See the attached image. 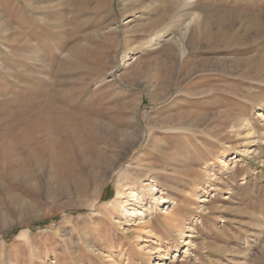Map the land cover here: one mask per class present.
<instances>
[{"label":"rangeland","instance_id":"rangeland-1","mask_svg":"<svg viewBox=\"0 0 264 264\" xmlns=\"http://www.w3.org/2000/svg\"><path fill=\"white\" fill-rule=\"evenodd\" d=\"M0 264H264V0H0Z\"/></svg>","mask_w":264,"mask_h":264},{"label":"bare ground","instance_id":"bare-ground-1","mask_svg":"<svg viewBox=\"0 0 264 264\" xmlns=\"http://www.w3.org/2000/svg\"><path fill=\"white\" fill-rule=\"evenodd\" d=\"M195 19L197 20V18H195V17H193L187 24H186V27H188L192 22H194L195 21ZM224 20V19H223ZM219 21V20H218ZM222 23V22H221ZM224 23V22H223ZM227 23V22H226ZM231 23V22H230ZM232 25V24H231ZM232 28V27H231ZM52 116V115H51ZM47 117H48V115H47ZM46 117V118H47ZM53 117H55V116H52V118ZM45 118V119H46ZM56 118V117H55ZM54 119V118H53ZM52 119V120H53ZM47 120V119H46ZM57 120V119H56ZM48 121V120H47ZM91 122V121H90ZM49 123V122H48ZM47 124V123H46ZM91 124V126H92V124L93 123H90ZM58 125V124H57ZM49 126H50V124H49ZM63 157V156H62ZM65 162V161H64ZM65 164V163H64ZM221 165V164H220ZM36 170V169H35ZM39 171V170H38ZM63 176V175H62ZM24 181V180H23ZM26 181V180H25ZM97 187V186H96ZM95 190V189H94ZM151 190V189H150ZM92 194H93V192H92ZM135 199H137V197L135 198ZM142 200H140L138 203H140ZM21 204V203H20ZM92 208V207H91ZM130 210H133V209H131V208H124V210H123V214H124V216H126V215H130ZM145 210H147V211H150L149 209H145ZM5 228V227H4ZM26 234V233H25Z\"/></svg>","mask_w":264,"mask_h":264}]
</instances>
